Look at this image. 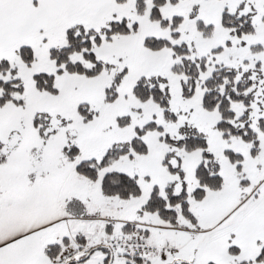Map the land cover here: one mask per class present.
<instances>
[{"label": "snow or ice", "instance_id": "1", "mask_svg": "<svg viewBox=\"0 0 264 264\" xmlns=\"http://www.w3.org/2000/svg\"><path fill=\"white\" fill-rule=\"evenodd\" d=\"M0 264H264V0H0Z\"/></svg>", "mask_w": 264, "mask_h": 264}]
</instances>
